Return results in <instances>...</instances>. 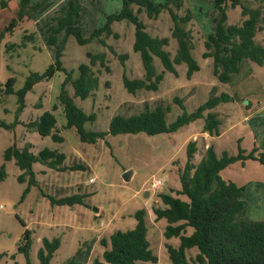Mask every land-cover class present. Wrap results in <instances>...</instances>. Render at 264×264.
<instances>
[{"label":"rangeland","instance_id":"1","mask_svg":"<svg viewBox=\"0 0 264 264\" xmlns=\"http://www.w3.org/2000/svg\"><path fill=\"white\" fill-rule=\"evenodd\" d=\"M1 1L0 87L6 88L10 78L16 81L14 93L0 96V168L5 167L8 174L0 180V264H42L39 251L44 247V238H59L61 241L49 264H92L104 250L100 240L118 230L135 228L138 222L135 214L142 209L146 211L151 248L158 256V262L150 264H174L170 260L167 244L178 246L180 240L178 237H165L168 222L165 218L156 219L153 207L161 204L159 193L181 188L180 174L188 159L187 146L191 140L197 141L198 150L193 158L195 164L201 161L211 144L219 155L224 151L237 155L239 148L249 153L257 147L255 155L259 159H248L244 164L236 161L222 171V176L246 186L247 215L254 220H264V159H260L264 155V64L244 59L240 70L232 74L227 84L215 76L213 58L202 57L204 41L215 32V19L220 16L215 0H187L180 11L185 14V8L189 7L194 13L186 27L192 31L193 54L201 69L191 79L187 77V64L182 63L177 65L178 74L165 73L160 91L137 92V95L130 93L124 86L123 75L133 79L142 76L144 68L140 53L133 49L134 25L127 21L115 22L113 28L121 37L115 39L111 36L107 41L119 54L128 53V59L121 60L97 41L81 45L75 36L70 35L62 60L64 66L74 70L76 77L80 64L90 62L88 51L106 52L111 71L99 64L93 67L100 74L98 89L86 99L75 98V102L86 112L96 113V120L86 123L87 129L106 131L113 116L139 113L160 103L170 106L167 122L172 123L184 111L190 113L210 96L225 91L234 96V100L221 103L215 109L222 119L221 134L211 136L205 132L204 119H201L172 133L110 134L95 143L82 142L75 126H62L66 125V116L59 95L65 72L57 70L52 78L37 83L26 94L25 106L20 109L18 104L16 92L26 85L28 78L35 72L45 73L55 61L56 47L47 43L48 28L50 23H54V16L66 12L69 0H52L49 9L25 17L11 28L12 20L18 17L20 0H5L7 7H1ZM37 1L32 0V3ZM81 1L86 7L82 22L85 36L105 24L106 14L122 8V0ZM242 4L253 8L261 6L264 13V0H242ZM242 4L233 7L228 2L227 24L243 21ZM143 18L153 35H171L174 23L167 11L156 19H148L145 15ZM31 34L34 38L28 40L26 35ZM255 40L264 44V29L257 32ZM11 44L16 46L10 48ZM176 47L177 41L172 38L169 48L175 53ZM222 52L227 54L224 49ZM156 66L158 69L162 67L158 58ZM66 88L70 95L74 94L71 83ZM214 88L216 92L211 94ZM175 97L181 98L183 106L174 101ZM48 110L57 115L61 134L65 138L63 142H56L50 136L43 137L28 127L30 121L38 119ZM27 144L32 145L34 153L49 147L68 155H78L90 165V169L56 172L36 162L33 169L39 184L32 186L22 200L29 176L20 182L22 170L14 159L5 158V152L11 146L23 148ZM131 169L134 170L133 178L124 180V173ZM156 179L164 182L157 190L152 187ZM78 183L81 191L77 189ZM51 184L69 186V194H85L83 201L74 205L52 204L44 195L56 194ZM146 191L150 192L148 196ZM26 229L31 230V245L27 254L19 249V245L26 241ZM189 231L191 233L193 229ZM196 252L197 248H193L188 250L187 255L191 257Z\"/></svg>","mask_w":264,"mask_h":264},{"label":"trees","instance_id":"2","mask_svg":"<svg viewBox=\"0 0 264 264\" xmlns=\"http://www.w3.org/2000/svg\"><path fill=\"white\" fill-rule=\"evenodd\" d=\"M229 1L233 7L242 4V0H215V7L220 12V16L215 19V32L204 41L205 50L202 53L205 59L213 58L214 74L224 84L230 83L232 74L240 70V63L244 59L260 65L264 64V44L255 40L257 32L264 29L262 7L253 8L242 4L243 21L238 24H227L226 7ZM186 2L187 0H122V8L119 11L106 14L105 24L95 28L89 36H85L82 22L86 7L81 0H69L66 4V12L54 16L53 20L56 24L50 23L48 28L47 43L56 47L55 61L45 73H33L26 85L16 92L20 109L25 106L28 91L42 80L52 78L57 70H61L66 74L59 95L66 116L65 126H75L82 142L95 143L110 134L172 133L201 119H204L205 132L211 136H219L222 119L215 109L221 103L234 100V96L225 91L219 95L210 96L190 113L184 111L172 123L167 122L170 106L160 103L139 113L113 116L109 129L106 131L87 129L86 123L95 121L96 113L86 112L75 102V98L86 99L98 89L100 74L93 67L99 64L108 72L111 71V66L107 63L106 52L88 51L87 56L90 62L80 64L79 74L76 77H74V70H69L64 66L62 60L66 41L70 35L75 36L81 45L97 41L108 47L121 60L128 59V53L119 54L107 41L111 36L115 39L121 37V34L114 30L113 24L127 21L134 25L133 49L140 53L144 68L142 76L131 79L126 74L123 75L124 86L130 93L137 95V92L160 91L165 73L169 71L178 74L177 65L182 63L187 64V77L191 79L194 73L201 69V66L193 54L195 45L192 31L186 27L193 19L194 13L189 7L185 8V14L180 13ZM7 5V1H1V7H7ZM51 5L52 0H38L36 3H32V0H20L18 17L12 20L9 27L16 26L18 21H22L25 17L40 14L49 9ZM164 11L170 14L174 23L171 35H153L146 21L143 20V16L156 19ZM26 38L29 40L34 36L33 34L26 35ZM172 38L177 41L175 53L169 48ZM15 46L11 44L10 48ZM223 49L227 54H223ZM156 58L162 64L161 69L156 66ZM15 81V78H10L6 88L0 87V96L14 93ZM68 83H71L74 88L73 95H70L66 88ZM174 101L183 106L181 98L175 97ZM205 112L208 113L205 114ZM28 127L43 137L50 136L56 142L65 140L61 134L58 118L52 111H45L38 119L30 121ZM197 150V141L191 140L187 146L188 159L180 174L181 188L159 193L161 204L153 207L156 219L165 218L168 222L164 231L165 237L168 239L178 237L180 240L178 246L167 244L170 260L174 264H264V220H254L247 215V205L244 199L246 186L222 176V171L236 161H242L244 164L248 159H259L255 155L257 147L249 153L239 148L237 155H230L226 151L219 155L214 144H211L207 147L201 161L195 164L193 158ZM5 158L14 159L16 165L22 170L19 176L20 182H24L29 176V183L22 200L30 192L32 186L39 184L33 169L36 162L56 172L90 169V165L78 155H68L49 147L34 153L31 144L23 148L9 147L5 152ZM260 159L263 160L264 155ZM7 175L5 167L0 168V180L5 179ZM51 186L56 194L44 193V195L54 205L81 203L85 196L80 192L69 194L68 191L71 189L69 186H55L54 184ZM77 189L78 191L82 189L79 183ZM135 216L138 221L135 228L118 230L100 240L104 250L101 256L94 258L92 264L158 262V256L151 248L148 239L146 211L139 210ZM190 228L193 229L191 233H189ZM30 236L31 230L26 229L24 233L26 241L19 245V249L25 251L26 254L31 245ZM43 242L44 247L40 249L39 256L42 264H49L50 258L59 248L61 241L59 238L52 240L44 238ZM193 248H197V252L194 256L188 257V250Z\"/></svg>","mask_w":264,"mask_h":264},{"label":"water","instance_id":"3","mask_svg":"<svg viewBox=\"0 0 264 264\" xmlns=\"http://www.w3.org/2000/svg\"><path fill=\"white\" fill-rule=\"evenodd\" d=\"M215 92H216V88H214V90L211 92V94H215ZM133 176H134V170H132V169L128 170L124 173V180L130 181L133 178ZM149 193H150L149 191H146L147 196L149 195ZM95 211H98V209L95 208Z\"/></svg>","mask_w":264,"mask_h":264},{"label":"built area","instance_id":"4","mask_svg":"<svg viewBox=\"0 0 264 264\" xmlns=\"http://www.w3.org/2000/svg\"><path fill=\"white\" fill-rule=\"evenodd\" d=\"M91 181L93 180V178L90 179ZM163 180L162 179H156L155 181L152 182V187L154 189H159L161 188V186L163 185Z\"/></svg>","mask_w":264,"mask_h":264},{"label":"crops","instance_id":"5","mask_svg":"<svg viewBox=\"0 0 264 264\" xmlns=\"http://www.w3.org/2000/svg\"><path fill=\"white\" fill-rule=\"evenodd\" d=\"M50 111V110H49ZM53 112V111H52ZM57 116V115H56ZM59 126H60V123H59ZM62 126L64 127L65 126V124H62ZM32 150H33V148H32ZM91 179V178H90Z\"/></svg>","mask_w":264,"mask_h":264}]
</instances>
